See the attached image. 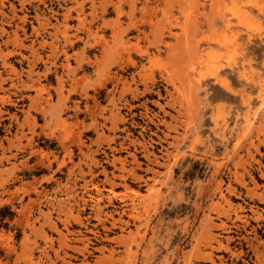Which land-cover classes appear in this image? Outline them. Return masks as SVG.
<instances>
[{
    "label": "rangeland",
    "instance_id": "obj_1",
    "mask_svg": "<svg viewBox=\"0 0 264 264\" xmlns=\"http://www.w3.org/2000/svg\"><path fill=\"white\" fill-rule=\"evenodd\" d=\"M3 2L0 264H264V0Z\"/></svg>",
    "mask_w": 264,
    "mask_h": 264
},
{
    "label": "bare ground",
    "instance_id": "obj_2",
    "mask_svg": "<svg viewBox=\"0 0 264 264\" xmlns=\"http://www.w3.org/2000/svg\"><path fill=\"white\" fill-rule=\"evenodd\" d=\"M4 1H7V0H4ZM3 0H0V4L3 6ZM6 3V2H5ZM10 4V3H9ZM11 5V4H10ZM9 5V6H10ZM23 5V3L21 4ZM20 5V6H21ZM4 7V6H3ZM24 7V6H23ZM21 7L23 10L24 8ZM10 9V8H9ZM26 11V9H25ZM3 13V12H2ZM3 15V14H2ZM1 15V16H2ZM24 19V18H23ZM17 27V26H16ZM13 36V35H12ZM15 36V35H14ZM15 39V38H14ZM8 41V40H7ZM13 41V40H12ZM6 45V43H5ZM5 56V55H4ZM1 58V57H0ZM113 127H117V126H113ZM113 130V129H112ZM249 140V139H248ZM247 140V141H248ZM250 141V140H249ZM249 143V142H248ZM123 170V169H122ZM123 172V171H122ZM113 178V177H112ZM105 181V180H104ZM106 183V182H105ZM109 183V182H108ZM110 184V183H109ZM113 184V183H112ZM113 186V185H112ZM112 189V188H111ZM100 191V190H99ZM97 191L96 194L99 198H97V200L94 201V205H93V210H94V213L96 214L97 218L95 219L96 221V225H95V229L97 228H100L101 231H103L104 233H111L113 230L115 229H121L120 226H123V227H126L127 226V221L124 222L121 218L122 217H126L127 219H129L130 221H132L134 224H135V221H139L141 220L138 216H134L132 214V210H134V212H136L138 210V208H143V213L145 215H149V209L152 208V210L154 209L155 210V206L158 205V202H160L158 199L160 196V194H157L154 190H153V187H148L147 188V196L142 198V199H139L140 196L137 195V193L135 194V196L137 197V203H135V200L131 199L129 200L128 202H125L123 200V198L121 200H119V202L121 203V205L119 206L118 210L119 212L117 211V216H118V219L117 220H114L112 215H108L106 217V219L104 221L100 220V218H98V216H100V214L104 211V209L106 208H109L112 206L113 204V198L114 196L112 197H107V200H106V206H104L105 208H102L100 203L104 202L103 199L101 198V193ZM159 192V191H158ZM96 196V197H97ZM137 208V209H136ZM115 211V210H114ZM70 213V212H69ZM162 213V212H161ZM168 213V212H167ZM138 214V213H137ZM67 219V217H66ZM79 218H78V215H77V218L74 219V221L78 222L79 223ZM145 220V219H143ZM142 220V221H143ZM144 222V221H143ZM146 222V221H145ZM106 223L109 224V227L110 228H106ZM139 224L141 223V221L138 222ZM210 223V222H209ZM132 224V223H131ZM147 227V226H146ZM207 227V226H206ZM97 241V240H96ZM99 243V242H98ZM86 248V247H85ZM113 253V252H111ZM111 255V254H110ZM109 255V256H110Z\"/></svg>",
    "mask_w": 264,
    "mask_h": 264
}]
</instances>
